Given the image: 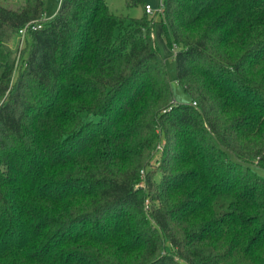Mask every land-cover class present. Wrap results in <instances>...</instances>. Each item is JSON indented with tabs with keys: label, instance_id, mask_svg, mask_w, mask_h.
<instances>
[{
	"label": "trees",
	"instance_id": "obj_1",
	"mask_svg": "<svg viewBox=\"0 0 264 264\" xmlns=\"http://www.w3.org/2000/svg\"><path fill=\"white\" fill-rule=\"evenodd\" d=\"M9 1L0 264H264V0H163L176 105L146 9L62 0L44 19L45 0Z\"/></svg>",
	"mask_w": 264,
	"mask_h": 264
},
{
	"label": "rangeland",
	"instance_id": "obj_2",
	"mask_svg": "<svg viewBox=\"0 0 264 264\" xmlns=\"http://www.w3.org/2000/svg\"><path fill=\"white\" fill-rule=\"evenodd\" d=\"M62 0H45V14L44 19L53 18L59 10ZM109 4L110 10L116 14H123L131 18H140L145 14V4H150L156 11L155 14L150 15L155 20L154 26V37L159 50L163 57L165 58L166 68L168 73V78L171 84V89L173 93V98L179 104H187L191 102V97L185 92L184 88L179 84L177 80V66L175 61V51L174 47L170 46L164 35L162 15L157 12L160 8L161 0H145L144 3L128 6L127 0H106ZM12 4H19V0H10ZM25 46L24 43H20V39L17 36L15 44L13 46L14 55L16 59L17 66L20 65L22 61V48ZM1 74V70H0ZM253 169L261 176L264 177V167L254 166Z\"/></svg>",
	"mask_w": 264,
	"mask_h": 264
},
{
	"label": "built area",
	"instance_id": "obj_3",
	"mask_svg": "<svg viewBox=\"0 0 264 264\" xmlns=\"http://www.w3.org/2000/svg\"><path fill=\"white\" fill-rule=\"evenodd\" d=\"M145 9L149 15L155 14V12H156L150 4H146ZM157 12H159L161 15H163V13H164L163 0H161L160 8L158 9ZM40 28H42V23L40 21H32V22L28 23L27 25H25L24 27H22L21 29H19L18 37L20 39V43H24L26 36L29 32L38 30ZM174 51L176 54V52H177L176 46H174ZM172 103H173L172 105L178 104V102L175 99L173 100ZM192 104L196 106L197 102L194 101V102H192ZM172 105L168 109H165V111L171 110L173 107ZM162 151H163V144H160L157 148V155L155 156L153 163H156V164L160 163V155H161ZM145 174H146V171L142 170V181L138 184V187H145V181H144ZM147 203H148V201H147Z\"/></svg>",
	"mask_w": 264,
	"mask_h": 264
}]
</instances>
